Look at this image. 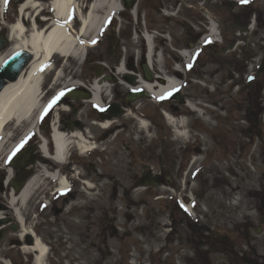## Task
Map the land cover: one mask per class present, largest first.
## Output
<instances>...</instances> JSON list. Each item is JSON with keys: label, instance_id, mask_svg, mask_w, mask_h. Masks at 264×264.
<instances>
[{"label": "rangeland", "instance_id": "1", "mask_svg": "<svg viewBox=\"0 0 264 264\" xmlns=\"http://www.w3.org/2000/svg\"><path fill=\"white\" fill-rule=\"evenodd\" d=\"M22 1H5L0 24L10 25L5 18L15 19ZM49 1L39 0L47 12ZM120 2L124 10L119 21L113 18L107 24L83 65L75 59L63 64L55 57L62 79L52 86V73L45 78L46 98L51 97L44 104L67 82L87 88L96 80L109 84L101 96L103 110L86 102L90 96L84 104L66 97L54 110L63 122L81 123L82 129L73 130L91 136L98 151L74 156L67 168L60 166L71 188L67 194L51 200L48 195L39 198L44 196L40 190L25 207L26 227L33 226L50 248L45 264H251L250 258L264 264V70L250 81L258 61H264V0H136L135 18ZM89 3L79 2L82 7ZM202 8L218 11L217 21ZM208 20L225 34L222 42L204 37ZM243 24L247 33L230 31ZM198 34L202 36L195 43L188 41ZM148 43L153 49L151 79L142 67ZM180 52L191 54L190 61ZM119 65L126 74H117ZM164 77L181 83L171 96L155 102L146 97L126 100L129 93L142 92L140 79L159 83ZM64 108L70 112L62 113ZM140 121L148 124L147 130L142 131ZM93 122L113 125L103 132ZM43 125L41 137L49 132L47 123ZM20 134L21 128L14 130L12 142ZM32 136L30 168L39 176L40 167L50 161L42 162L40 141ZM41 187L45 192L54 185L45 179ZM170 208L176 235L170 233ZM192 225H199L196 243L190 236ZM16 236L9 240L16 242ZM205 237L210 247L203 253ZM23 243L30 244V239ZM193 248L203 256L199 263ZM241 253L247 262L240 261ZM20 254L23 260L28 256Z\"/></svg>", "mask_w": 264, "mask_h": 264}, {"label": "bare ground", "instance_id": "2", "mask_svg": "<svg viewBox=\"0 0 264 264\" xmlns=\"http://www.w3.org/2000/svg\"><path fill=\"white\" fill-rule=\"evenodd\" d=\"M5 1L0 0V8ZM79 2L80 0H51L49 8L52 23L49 28L45 29H37V16L43 8L39 0H23L17 6L21 21L18 20L17 23L14 22L7 28L11 47L4 55L0 54V67L8 57L18 51L31 53L33 59L16 81L9 82L0 91V169L2 168V162L11 154L15 146L21 144L36 131L35 118L46 106L42 103L44 94L40 89L45 76L52 72L51 56L55 55L65 60L75 59L79 65L82 64L88 46L93 47L108 19L115 17L117 12L123 10L120 0H91L86 8L82 7ZM74 17L75 20L81 22L78 26L80 27L78 32H74L73 27L71 28ZM25 24L29 25L26 27ZM209 32L207 38L210 41L218 42L214 25H211ZM148 45L147 63L150 68L153 61V49L152 45L149 43ZM180 55L187 60L191 56L186 52H180ZM118 68L117 72L119 74L126 73L122 66ZM62 76L63 70H54L52 86L58 83ZM138 83V89L146 93V98L152 97L158 101L161 96H171L180 88L179 82L169 77L163 78L159 83H146L142 79ZM71 86L73 84L64 83L61 90ZM124 87L132 89L128 85H124ZM107 88L108 85L96 81L92 89L91 102L101 110L104 109L105 105L100 102L99 96L101 98V94L105 93ZM166 118L171 120L169 115ZM109 124V122L102 123L100 126L106 129ZM139 126L141 129L147 130L148 124L145 121H140ZM55 127L54 124L51 132L53 153L49 157L54 163L64 165L67 160V152L71 149H77L82 156H86L85 154L94 148L87 137L84 138L77 131H73L72 135H63ZM20 128L19 138L16 142H12L14 130ZM42 162L45 163V161ZM40 168L39 176L43 179L36 175L25 183L20 192H11L9 196L12 209L14 208L15 218L20 224L19 240L23 243L28 236L32 239V244L27 243L25 245L23 243L24 246L21 250L24 254L33 256V264H44L48 255V248L34 235L30 228L24 226L25 207L35 192L40 189L45 179L54 184V189H57V191L68 189V181L65 177L60 176L57 172V174H50L45 171L46 168ZM14 193L15 195L12 197Z\"/></svg>", "mask_w": 264, "mask_h": 264}, {"label": "flooded vegetation", "instance_id": "3", "mask_svg": "<svg viewBox=\"0 0 264 264\" xmlns=\"http://www.w3.org/2000/svg\"><path fill=\"white\" fill-rule=\"evenodd\" d=\"M0 32L1 34H4L1 28H0ZM262 71L263 69L261 67L257 68L256 72L258 74L256 78L262 75L261 73ZM84 95L85 94H83V96ZM65 98L66 97L64 96H58L55 100H53L52 107L50 108L49 111L46 112V115L43 117L42 121L40 122V129L44 127L43 124L45 122L48 125L51 119H53V123L57 124V126L60 129L65 127L67 130H69V127H71V130H73L74 128L82 129L84 127L82 126L81 123L77 122V120L73 122L70 119H67L66 121L63 122L60 120V113L54 112L55 106L62 105V102ZM80 102L82 104L85 103L83 100H81ZM80 102L76 101L75 103L78 106L80 105ZM74 111L76 110L73 109L72 112L73 116L75 114ZM56 114H58L57 119H55ZM31 154H32V147H30L27 144H24L23 148L15 155V157H13V154L12 155L10 154L8 157L5 158V161L1 165L2 168L0 169V264H33V259L31 256L24 257L23 260L21 254L18 252L17 247L19 248L21 245L19 244V241L16 240V242H14L9 240L12 237V235H15L16 231L19 229L18 222H16L15 214L13 212L14 208L12 209L9 196L11 192H15L14 187L16 184H20L22 181H24V179L32 175L33 171L30 168V164L32 163L31 159L33 157ZM48 167L50 169H53L50 165ZM14 195L15 193L13 194L12 197H14ZM25 224L29 225L27 223ZM198 226L199 225L197 226L192 225L189 227L191 231L190 232L191 239L194 240L195 243L198 240V236L196 235V231H195L198 228ZM246 226L249 228L250 225H243V227L245 228ZM176 231H177V227H176ZM172 232L175 233V229ZM205 234L210 235L209 232ZM207 240L208 238L205 237L204 242H206L205 243L206 249H204L205 251H202L203 253L208 251L210 247L208 246L209 240L208 241ZM195 248L192 249L194 251V257H195L194 259L196 263L197 262L199 263L201 259H203V256H200L199 250H196ZM239 255H242L241 260L239 259L240 261L247 262V257L245 253H241ZM250 259H252L251 264H259L258 262L255 261L254 258H250Z\"/></svg>", "mask_w": 264, "mask_h": 264}, {"label": "water", "instance_id": "4", "mask_svg": "<svg viewBox=\"0 0 264 264\" xmlns=\"http://www.w3.org/2000/svg\"><path fill=\"white\" fill-rule=\"evenodd\" d=\"M126 4L127 8L133 7L134 0H123ZM3 47V41L0 37V48ZM31 54L27 52L19 51L16 54H13L10 56L5 63L0 68V91L7 85V82H13L15 81L19 75L21 74V71L24 69V67L30 62ZM144 74L146 78L151 79V76L147 70V67L144 66ZM144 97V93H140L138 95H130L128 97L129 100L136 99L138 96ZM74 98V97H72ZM20 186H17L16 190H19Z\"/></svg>", "mask_w": 264, "mask_h": 264}, {"label": "trees", "instance_id": "5", "mask_svg": "<svg viewBox=\"0 0 264 264\" xmlns=\"http://www.w3.org/2000/svg\"><path fill=\"white\" fill-rule=\"evenodd\" d=\"M214 12L217 13L216 10H215ZM237 29H239V30L244 29V24L242 25L241 28H239V27H232V28L230 29V31L235 32V30H237ZM223 36L225 37V34H223ZM198 38H199V35H193V36L190 35L188 41H190L191 43H194L196 40H198ZM166 207H169V206H166ZM168 216H169V218H170V220H171V222H172V221H173V216H172V210H171V208L168 210Z\"/></svg>", "mask_w": 264, "mask_h": 264}, {"label": "snow or ice", "instance_id": "6", "mask_svg": "<svg viewBox=\"0 0 264 264\" xmlns=\"http://www.w3.org/2000/svg\"><path fill=\"white\" fill-rule=\"evenodd\" d=\"M241 2H242V3H246V2H247V0H241Z\"/></svg>", "mask_w": 264, "mask_h": 264}]
</instances>
